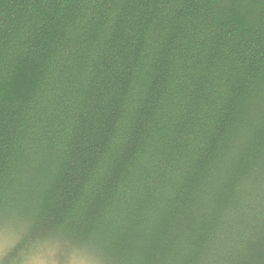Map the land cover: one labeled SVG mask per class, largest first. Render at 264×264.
I'll list each match as a JSON object with an SVG mask.
<instances>
[{"label":"trees","instance_id":"16d2710c","mask_svg":"<svg viewBox=\"0 0 264 264\" xmlns=\"http://www.w3.org/2000/svg\"><path fill=\"white\" fill-rule=\"evenodd\" d=\"M4 231L0 264H264V0H0Z\"/></svg>","mask_w":264,"mask_h":264},{"label":"rangeland","instance_id":"374dc122","mask_svg":"<svg viewBox=\"0 0 264 264\" xmlns=\"http://www.w3.org/2000/svg\"><path fill=\"white\" fill-rule=\"evenodd\" d=\"M16 241L15 236L6 231L0 233V260L9 251L12 245ZM60 249H56L54 246H49L48 248H32L29 252L22 257L20 260L14 264H94L90 258L86 255L77 257L78 251L74 253L69 252L66 256H59ZM10 253V252H9ZM14 259H11L7 264H12ZM94 262V263H93ZM96 264V263H95Z\"/></svg>","mask_w":264,"mask_h":264}]
</instances>
